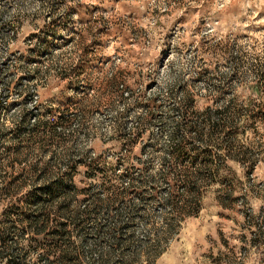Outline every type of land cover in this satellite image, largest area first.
Here are the masks:
<instances>
[{
  "label": "trees",
  "instance_id": "trees-1",
  "mask_svg": "<svg viewBox=\"0 0 264 264\" xmlns=\"http://www.w3.org/2000/svg\"><path fill=\"white\" fill-rule=\"evenodd\" d=\"M5 36L0 31V39ZM79 59L77 81L92 58L83 52ZM219 60L172 73L150 96L138 81L106 75L99 96L103 126L81 98L55 116L40 102L29 109V89L15 88L23 99L9 129L12 163L0 175V262L153 264L183 222L200 213L209 189L215 187L222 207L235 203L239 178L231 163L246 175L256 169L255 154L243 148L253 141L241 133L264 124V96L230 93L243 62L232 55L222 71ZM256 80L254 88L264 87V70ZM74 82L67 85L86 87ZM2 90L8 99L10 87ZM104 98L112 102L103 104ZM135 107L144 108L128 125ZM94 139L111 145L112 153L96 151ZM28 141L41 153L32 161L24 152ZM20 165L29 170L13 175Z\"/></svg>",
  "mask_w": 264,
  "mask_h": 264
},
{
  "label": "rangeland",
  "instance_id": "rangeland-1",
  "mask_svg": "<svg viewBox=\"0 0 264 264\" xmlns=\"http://www.w3.org/2000/svg\"><path fill=\"white\" fill-rule=\"evenodd\" d=\"M0 31L6 35L0 39V101L9 102L0 104V122L8 128L0 137V175L12 163L6 148L13 143L9 129L23 99L16 95L17 87L29 89V109L40 102L55 116L81 98L92 121L103 126L99 96L106 75L118 74L123 83L138 81L136 87H145L150 96L176 71L186 74L218 59L223 71L233 55L243 66L229 92L264 96L263 86L253 87L264 70V0H0ZM83 52L92 59L77 81L74 69ZM70 81L86 87L70 88ZM9 87L8 99L2 100V89ZM143 108L131 111L128 125ZM241 134L251 137L250 148H243L258 163L249 175L231 163L239 178L238 200L224 208L215 187L209 189L200 213L183 222L153 264H264V124L255 123ZM23 145L30 161L41 154L29 141ZM92 145L112 153L103 140L94 139ZM25 166L13 175L27 172Z\"/></svg>",
  "mask_w": 264,
  "mask_h": 264
}]
</instances>
